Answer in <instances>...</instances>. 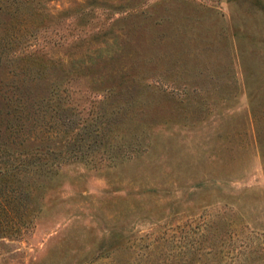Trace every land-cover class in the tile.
Instances as JSON below:
<instances>
[{
    "label": "rangeland",
    "instance_id": "rangeland-1",
    "mask_svg": "<svg viewBox=\"0 0 264 264\" xmlns=\"http://www.w3.org/2000/svg\"><path fill=\"white\" fill-rule=\"evenodd\" d=\"M3 39L63 158L0 264H264V0H0Z\"/></svg>",
    "mask_w": 264,
    "mask_h": 264
},
{
    "label": "trees",
    "instance_id": "trees-1",
    "mask_svg": "<svg viewBox=\"0 0 264 264\" xmlns=\"http://www.w3.org/2000/svg\"><path fill=\"white\" fill-rule=\"evenodd\" d=\"M3 40L0 55L11 48ZM8 53H14V49ZM44 65V61L39 62L42 70ZM49 97L29 110L17 96H10L6 108L0 110V239L20 235L31 221V206L24 197L27 177L45 178L62 162L59 140L51 139L57 132L56 122L49 114L45 120L44 106ZM84 143L86 148L94 146L91 141ZM34 183L31 177L29 185Z\"/></svg>",
    "mask_w": 264,
    "mask_h": 264
}]
</instances>
